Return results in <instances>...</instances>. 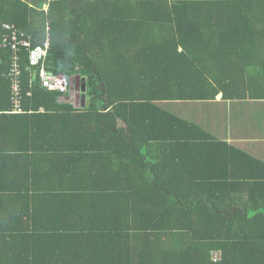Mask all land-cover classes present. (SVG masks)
Here are the masks:
<instances>
[{
  "label": "trees",
  "instance_id": "16d2710c",
  "mask_svg": "<svg viewBox=\"0 0 264 264\" xmlns=\"http://www.w3.org/2000/svg\"><path fill=\"white\" fill-rule=\"evenodd\" d=\"M70 1L0 0L74 64L48 91L21 50L15 112L0 47V264H264V149L176 111L264 84V0Z\"/></svg>",
  "mask_w": 264,
  "mask_h": 264
},
{
  "label": "crops",
  "instance_id": "0c3cea01",
  "mask_svg": "<svg viewBox=\"0 0 264 264\" xmlns=\"http://www.w3.org/2000/svg\"><path fill=\"white\" fill-rule=\"evenodd\" d=\"M33 1L37 3L41 10L44 12L48 11V5L51 0ZM169 1L173 2L174 0ZM250 70L253 73L252 66ZM256 73L259 75L258 71ZM246 90L248 91H245V93L248 95L243 101L223 103L220 95L210 105H203V108L201 107L202 110L196 114V116H200L196 121L202 125H205V122L209 123V128L212 129L214 127L212 132H217L218 135L220 132L219 138L230 145L234 144L249 151L262 150L264 149V98H262L261 94H264V84L255 83L250 89ZM252 94L256 95L255 97L260 95V98H254ZM193 105L195 106L196 104ZM183 109L188 114L189 107L187 103L176 106L178 113ZM198 110H200V107ZM220 117L221 122L219 123ZM217 254L215 253L214 257H218Z\"/></svg>",
  "mask_w": 264,
  "mask_h": 264
},
{
  "label": "built area",
  "instance_id": "2783aa9c",
  "mask_svg": "<svg viewBox=\"0 0 264 264\" xmlns=\"http://www.w3.org/2000/svg\"><path fill=\"white\" fill-rule=\"evenodd\" d=\"M0 25L2 30V44L0 47L10 49L15 55L10 72L15 75L13 80V105L15 112H22L20 94L21 80H18L17 76L21 73L18 53L23 49L29 52L30 65L38 68V74L43 88L48 91H56L59 93H66L69 91V77L64 74L56 75L47 67L46 59L50 47V38L48 34L45 35V39L41 44L34 46L32 35L21 31L14 24L3 22L1 16Z\"/></svg>",
  "mask_w": 264,
  "mask_h": 264
},
{
  "label": "water",
  "instance_id": "95a60500",
  "mask_svg": "<svg viewBox=\"0 0 264 264\" xmlns=\"http://www.w3.org/2000/svg\"><path fill=\"white\" fill-rule=\"evenodd\" d=\"M47 67L54 68V69L66 70V71H72L74 68V64L73 63L61 64V63H55V62H48ZM81 80L83 83L86 82V80L83 77H81L80 75H74L71 77V84L73 85L74 83H77L76 88H78V83L79 82L81 83ZM82 89L86 90V84L85 83L83 84ZM74 97H75L77 102L81 101L82 104L85 103V95H83V98H81V99L79 98V95L74 96Z\"/></svg>",
  "mask_w": 264,
  "mask_h": 264
},
{
  "label": "rangeland",
  "instance_id": "374dc122",
  "mask_svg": "<svg viewBox=\"0 0 264 264\" xmlns=\"http://www.w3.org/2000/svg\"><path fill=\"white\" fill-rule=\"evenodd\" d=\"M188 117H187V119H190V120H192V121H196L197 120V118L199 119L200 118V116H196L191 110H190V113L188 112Z\"/></svg>",
  "mask_w": 264,
  "mask_h": 264
},
{
  "label": "clouds",
  "instance_id": "9594fccd",
  "mask_svg": "<svg viewBox=\"0 0 264 264\" xmlns=\"http://www.w3.org/2000/svg\"><path fill=\"white\" fill-rule=\"evenodd\" d=\"M44 38H45V36H44ZM50 38V37H49ZM79 84V83H78ZM79 86V85H78ZM75 95H73V97H74ZM74 100H75V98H74ZM76 101V100H75ZM77 102V101H76Z\"/></svg>",
  "mask_w": 264,
  "mask_h": 264
}]
</instances>
